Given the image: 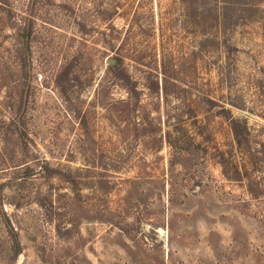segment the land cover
I'll return each instance as SVG.
<instances>
[{
    "label": "rangeland",
    "instance_id": "374dc122",
    "mask_svg": "<svg viewBox=\"0 0 264 264\" xmlns=\"http://www.w3.org/2000/svg\"><path fill=\"white\" fill-rule=\"evenodd\" d=\"M33 19L19 50L0 20V264H264V195L213 156L222 106L264 140V0H39Z\"/></svg>",
    "mask_w": 264,
    "mask_h": 264
},
{
    "label": "trees",
    "instance_id": "16d2710c",
    "mask_svg": "<svg viewBox=\"0 0 264 264\" xmlns=\"http://www.w3.org/2000/svg\"><path fill=\"white\" fill-rule=\"evenodd\" d=\"M39 0H29L26 14L23 17L22 23H18V19L15 15V9L13 7L12 0H0V20L2 22L9 23L11 26H15L18 30L20 39L22 40V47H18L17 50L28 47V41L31 38L33 32V9ZM27 50V48H26ZM115 62L110 65L123 80V83L130 90H135V85L131 81L125 66L122 64L123 56L117 55ZM162 83L161 87L165 93H167V81L168 74L165 69H161ZM153 87L158 88V79H153ZM26 110L25 96L22 94L19 100L15 114L20 124L23 114ZM221 111L225 113L228 121V126L231 134V141L225 147H217V151L214 153L215 161L220 165L222 175L231 180L243 182L245 189L251 198L259 199L264 195V180L260 175L264 168V140H256L252 129L245 117L234 116L230 113V108L222 106ZM169 143L172 141L169 137ZM50 173L58 171L57 167L46 165ZM4 183L0 185L3 186ZM103 215H101L102 217ZM5 224L8 231V235L11 240V248L13 249V256H17L22 250V243L19 238V233L11 222L8 215L5 214Z\"/></svg>",
    "mask_w": 264,
    "mask_h": 264
},
{
    "label": "water",
    "instance_id": "95a60500",
    "mask_svg": "<svg viewBox=\"0 0 264 264\" xmlns=\"http://www.w3.org/2000/svg\"><path fill=\"white\" fill-rule=\"evenodd\" d=\"M114 62H115V60H114V59H111V60H110V63H111V64H113Z\"/></svg>",
    "mask_w": 264,
    "mask_h": 264
}]
</instances>
